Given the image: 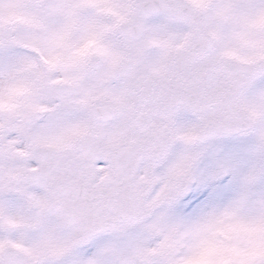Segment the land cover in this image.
<instances>
[{
    "label": "snow or ice",
    "instance_id": "obj_1",
    "mask_svg": "<svg viewBox=\"0 0 264 264\" xmlns=\"http://www.w3.org/2000/svg\"><path fill=\"white\" fill-rule=\"evenodd\" d=\"M0 264H264V0H0Z\"/></svg>",
    "mask_w": 264,
    "mask_h": 264
}]
</instances>
